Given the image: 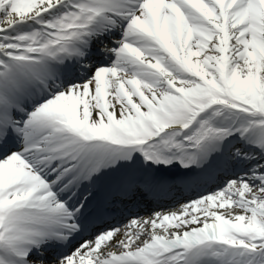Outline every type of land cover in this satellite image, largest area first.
I'll list each match as a JSON object with an SVG mask.
<instances>
[{
  "label": "snow or ice",
  "instance_id": "snow-or-ice-1",
  "mask_svg": "<svg viewBox=\"0 0 264 264\" xmlns=\"http://www.w3.org/2000/svg\"><path fill=\"white\" fill-rule=\"evenodd\" d=\"M0 264H264V0H0Z\"/></svg>",
  "mask_w": 264,
  "mask_h": 264
},
{
  "label": "bare ground",
  "instance_id": "bare-ground-1",
  "mask_svg": "<svg viewBox=\"0 0 264 264\" xmlns=\"http://www.w3.org/2000/svg\"><path fill=\"white\" fill-rule=\"evenodd\" d=\"M160 210H163V208H161ZM147 211H149V210H147ZM143 213V212H142ZM146 213V211H144V213L143 214H141V215H144Z\"/></svg>",
  "mask_w": 264,
  "mask_h": 264
}]
</instances>
